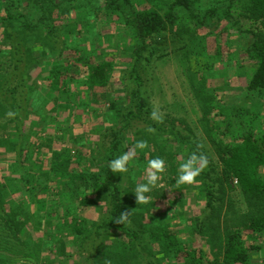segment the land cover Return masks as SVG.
Wrapping results in <instances>:
<instances>
[{
  "label": "trees",
  "instance_id": "16d2710c",
  "mask_svg": "<svg viewBox=\"0 0 264 264\" xmlns=\"http://www.w3.org/2000/svg\"><path fill=\"white\" fill-rule=\"evenodd\" d=\"M155 1L157 2L154 6L138 10L133 0H0V41L3 45L0 55L6 51L3 50L4 46L8 45L12 48L11 55L13 56L12 67L6 71L7 78L3 86L0 84L2 93L0 94V119L5 118L4 122H0V129L6 130L7 122H9V125H14L15 129H12L18 134L13 140L10 137H0V144L7 146V151L12 154L11 162L17 171L16 183L24 188L26 193L25 198L17 204L9 201L6 197L9 186L7 182L4 183L5 175L1 174L0 264H14L17 258L25 259L32 256L39 258L42 255V248L44 250L48 248L52 252L59 249L57 255L62 258L60 260L61 263L64 261V264L72 258L74 264H108V262L110 264H165L166 260L171 261L172 264H178L175 261L179 257L186 259L182 264H206V258L209 264H251V246L245 244L242 238L243 232L250 230L253 233L252 236L257 233L264 234V177L260 173L264 166V140L254 133V117L260 105L256 107L255 104H252L251 108L247 107L248 113L252 110L254 116L244 121V128L237 125L235 129L231 130V132L237 133L232 136V140L225 142L222 140L218 145L221 171L214 172L212 165L209 164L197 177V183L201 185L199 192L202 194L201 196H205L206 201L200 215L203 220H193L195 225L192 228L207 243L210 255L206 250H202L198 257L197 251L194 249L184 252V241L181 240L175 228L164 221V215L159 211L149 214L148 220L142 216L141 212L134 211L131 200L133 197H129V203L125 189L116 181L117 173H113L108 167L109 162L115 159L121 150L127 151L125 129L131 125L132 121L138 119L149 123L146 127L151 126L155 132H149L146 129L143 133L140 131L135 134L137 138L133 139L134 144L137 141L145 140L149 145L148 148L140 149V156H138L136 164L139 165L138 161H142L141 168L144 169L150 159L164 158L168 172L162 174V178L168 182L171 173L175 174L172 183L174 188H176L174 183L178 175L179 164L186 160L192 152L197 151L196 146L189 140L190 138L180 140L177 128L168 129L170 126L164 122L156 123L149 118L151 110L147 97L148 89L144 78L137 70L132 69L128 75L124 103L119 105L114 100L111 104L114 111L111 109L110 111L114 113L112 114L113 122L106 129V133L111 137L107 146V155L103 158L98 169L86 170L82 177H87V172H90L94 184L90 186V191L86 188L83 190V194L78 193L77 195L79 200L76 205L78 206L100 207L105 205L107 215L103 220L95 222L88 217H80L76 213L75 206H70V204L75 205L74 198L67 201L70 204L61 206L48 204L47 197L52 187L49 180L54 179V176L50 170L44 173L45 176L39 175L38 168L40 166L35 160L34 152L26 149L29 134L25 132L24 122L17 116V109L25 111L29 106L36 107V103L39 107V101L35 99L33 105L34 100L30 99L29 101L27 96L20 97L17 91L13 92V102L9 98L10 85L19 76L17 70L20 67L22 56L27 55L28 57L29 53L23 50L24 45L21 38L22 40L24 38L37 40L41 36L55 37L61 31L64 39L72 38V42L75 44L74 48L81 57L83 49L74 40L76 32L78 34L80 29H85L90 21L96 22L97 18L101 19L104 15L114 13L120 19L125 20L131 27L134 36L142 41L137 50L139 51L145 47L144 43L148 38L165 32L168 27L177 25L183 12L199 22H203L207 16H216L221 12L223 17L236 27L240 35L248 39L245 53L255 66L247 85L249 91L260 93L264 90V0H239L243 15L248 18L250 23H258L256 30L243 27L238 19L233 20L229 7L224 5H217L206 11H201L203 7L197 6L198 0H172L169 5L167 3L168 8L161 11L158 7L160 0ZM72 12L75 16H72V19H69L67 23H56V20H63L65 14ZM80 23L84 26H80L79 29L78 24ZM148 55L146 53L144 58L147 59ZM61 60L62 57L59 56L57 62L52 64L48 71L56 74L55 71H62L64 67L69 66L66 61L61 62ZM0 62H4L0 63V68H7L11 65L10 63L6 64V61L0 60ZM110 68L111 66L107 62L87 64L83 71V77L77 80L82 83L83 87L94 91L96 87H107L111 81ZM19 86L20 88L25 87L23 77L20 78ZM66 88L68 90H65ZM70 89L71 86L67 87L65 84L64 88L53 80L47 96L54 93L61 96L69 92ZM14 101H16L15 106H13ZM9 110L15 113L13 118L6 116ZM8 129L6 131L11 134ZM164 131L172 132L176 136L178 147L185 145L188 147L190 150L188 156L179 157V154L173 151L169 140L166 139V142H162L160 137L164 135ZM62 154L67 162L71 150L64 149L62 153L58 154L57 159L62 158ZM54 164L51 169L60 174L61 171L58 169L57 163ZM61 164L63 163L61 162ZM63 169H67V166L63 165ZM129 169L134 175L131 176L130 181L134 182L133 186L137 185L138 178H135L137 177L135 170L131 166ZM64 173H67L66 170ZM67 175L66 178L70 182L72 181L71 183H73V177L76 180L78 176L74 173L63 174V176ZM233 179L237 181L247 210L241 211L235 209L234 206L232 209L233 200L229 196L227 198L229 210L225 212L224 220L220 221V214L226 199L225 189L232 188L231 181ZM66 185L67 183L64 186L66 187ZM79 186L82 184L79 183L76 186L69 184V189L75 188L74 190H76ZM149 194L152 198L154 197L150 203L138 204L143 208L146 207L143 213H147V209L151 208L160 210L155 202L157 198L165 197L167 192L163 186V188L152 190ZM126 209L131 211L129 217L131 222L115 223L120 212ZM56 214L57 218L54 219ZM42 223V233H45V237H42V244L32 242L33 232L40 231ZM223 224L228 225L222 228ZM108 232L114 235V241L105 245L104 241ZM24 235L25 238H23ZM44 255L48 256L45 253ZM46 264H55V261L49 259Z\"/></svg>",
  "mask_w": 264,
  "mask_h": 264
},
{
  "label": "rangeland",
  "instance_id": "374dc122",
  "mask_svg": "<svg viewBox=\"0 0 264 264\" xmlns=\"http://www.w3.org/2000/svg\"><path fill=\"white\" fill-rule=\"evenodd\" d=\"M171 1L160 0L159 9L164 11ZM198 1L197 6L203 7L201 11L224 5L229 7L233 20H240L243 27L255 30L258 28V23H250L243 15L239 0ZM133 2L136 9L143 10L154 6L157 1L133 0ZM72 16H75L74 12L67 13L63 16V20L58 19L56 23L65 24L72 19ZM178 24L168 27L161 34L151 36L145 41V47L137 51L142 41L134 36L125 20L120 19L114 13L104 15L101 19L97 18L96 22L90 21L85 29H80V26H84L80 23L78 24L80 32L78 34L76 32L74 40L83 49L81 57L74 48L72 38L64 39L61 31L55 37L41 36L37 40L28 38L22 40L21 38L24 45L23 50L29 53L28 57L27 55L22 56L20 67L17 70L19 76L10 85L9 98L13 102V92L17 91L20 97L27 96L29 101L34 100L33 105L35 99L39 101V107L36 103V107L29 106L25 111L17 109V116L24 122L25 132L29 134L26 149L34 152L35 160L40 166L39 175L45 176L44 173L50 170L54 176V179L49 180L52 187L47 197L48 204L61 206L74 198L75 205L69 204L72 207L75 206L76 213L80 217H88L95 222L106 217L105 205L100 207L78 206L76 205L79 200L77 195L78 193L83 194L86 188L90 191V186L94 184L91 173L87 172L88 176L82 177L86 170L98 169L107 155V146L111 137L106 133V129L112 124L114 113L110 111V109L114 111L111 104L114 100L119 105L124 103L126 81L132 69L137 70L145 80L150 110L152 111L153 106H157L164 113V123L170 126L168 129H178L179 134L177 135L180 140L190 138L189 140L196 148L197 142H202L204 145L202 151L207 154L214 172L221 171L218 145L222 140L223 142L232 140V136L237 133L231 130L237 125L244 128V121L254 116L252 110L249 109V113L246 110L247 107L251 108L252 104L256 107L260 105L254 117V133L264 140V90L260 93H252L247 86L255 68L253 61L245 53L248 39L240 35L236 27L232 26L221 12L216 16L205 17L203 22L190 18L187 13L183 12ZM52 25H54L53 22ZM2 47L0 41V49ZM3 50L6 51L1 53L0 60L11 65L7 67L8 69L0 68L2 86L7 78L6 71L12 67L13 57L12 48L8 45H5ZM146 53L149 54L147 59L144 58ZM59 56L62 57L61 62L66 61L69 66L64 67L62 71H55L56 74L50 73L48 69L57 62ZM101 62H107L111 66L110 84L107 87H96L95 91L83 87L77 79L83 77L85 66ZM21 77L24 78V88L19 86ZM53 80L57 85L65 88L67 84V87L71 86V89L61 96L55 93L47 96ZM0 94H2L1 91ZM15 105L16 101L13 106ZM4 121L5 118L0 119V122ZM148 124L139 119L131 122V125L125 129V141L128 145L126 147L135 145L133 142V139L137 138L135 134L140 131L143 133L148 129L146 127ZM12 125L7 122L9 128L7 129L11 134L6 131L7 129L4 131L0 129L1 138L15 139L18 134L12 129H15L14 125L11 127ZM175 137L172 132L164 131L160 139L162 142L169 140L173 151L177 152L179 157L188 156L190 151L188 147L186 145L178 147ZM67 148L71 150L68 161L65 162L63 154L62 158L57 159L58 154ZM7 150V146L0 144V176L5 175L4 183L7 182L9 186L6 197L17 204L25 198L26 193L24 188L16 183L17 171ZM124 152V149L121 150L119 155ZM139 153L140 149H137V156L130 162V166L137 175L136 182L142 183L146 182L144 176L147 167L141 168L142 161H138L139 165L136 164ZM54 163H57L60 174L51 169ZM63 165H66L67 169H63ZM65 170L67 173H64ZM260 171L264 177V166ZM167 172L168 169L165 174ZM68 173L78 175L76 180L73 177V183L66 178L68 175L63 176ZM131 176L134 175L129 169L127 173H117L116 181L125 189L129 203V197H133L131 199L132 209L141 212L147 220L149 214L159 211L164 215V221L174 227L181 240L184 241V252L194 249L198 257L202 250H206L210 255L209 246L192 228L195 225L193 220H203L200 215L204 210L206 200L205 196H201L199 192L201 185L196 183L177 187L174 183L176 186L174 188L172 183L175 174L171 173L168 182L164 178L158 181V185H163L167 192L165 197L157 198L155 202L160 210L151 208L147 209V213H143L146 207L143 208L135 203L136 184L133 186L134 182L130 181ZM65 183H67L66 187ZM79 183L82 186L76 190L75 188L69 189V184L76 186ZM231 186L232 188L225 189L226 199L220 214V221L224 220L225 212L229 210L227 199L229 196L233 200L232 209L234 206L235 209L241 211L247 210L245 199L235 179L231 181ZM158 188L163 187L158 186L154 189ZM227 225L223 224L222 228ZM42 227L43 223L40 231L33 232L32 242L42 244V237H45ZM252 234L250 230H245L242 235L245 244L251 246V264H264V234L257 233L253 236ZM25 237L24 235L23 238ZM113 241L114 235L108 232L104 241L105 245ZM58 250L52 252L48 248L45 250L42 248V255L39 258L38 256L17 258L14 264H46L49 259L54 260L55 264H64V261L61 263V257L57 255ZM183 258L179 257L175 262L182 264L186 261ZM205 260L206 264H209L207 258ZM170 262L166 260L165 264ZM65 264H74V259H70Z\"/></svg>",
  "mask_w": 264,
  "mask_h": 264
},
{
  "label": "clouds",
  "instance_id": "9594fccd",
  "mask_svg": "<svg viewBox=\"0 0 264 264\" xmlns=\"http://www.w3.org/2000/svg\"><path fill=\"white\" fill-rule=\"evenodd\" d=\"M6 116L8 118H13L15 113L9 110ZM149 118L156 123H163L164 113L161 112L157 106H153ZM147 130L149 132H155V129L151 126H149ZM148 147L147 141H137L134 146L128 147L127 151L122 155L111 160L108 164L109 169L113 173H127L129 171L130 162L137 156V149L142 150ZM203 147L204 145L202 142H197V151L192 152L186 160H183L179 164L178 175L175 181L177 187L180 185H195L197 183V177L208 167L209 158L207 154L202 151ZM166 170L167 164L164 158L156 157L148 161L144 176L146 182L138 183L134 189L136 204H148L151 202L152 197L147 194L151 193L152 190L158 186L163 187V185H158V181L162 179V174H164ZM130 215L131 211L128 209L120 212L119 216L115 219V223H130ZM108 264H110V262H108Z\"/></svg>",
  "mask_w": 264,
  "mask_h": 264
},
{
  "label": "crops",
  "instance_id": "0c3cea01",
  "mask_svg": "<svg viewBox=\"0 0 264 264\" xmlns=\"http://www.w3.org/2000/svg\"><path fill=\"white\" fill-rule=\"evenodd\" d=\"M12 157V154L10 153V158Z\"/></svg>",
  "mask_w": 264,
  "mask_h": 264
},
{
  "label": "built area",
  "instance_id": "2783aa9c",
  "mask_svg": "<svg viewBox=\"0 0 264 264\" xmlns=\"http://www.w3.org/2000/svg\"><path fill=\"white\" fill-rule=\"evenodd\" d=\"M236 181V180H235ZM237 182V181H236Z\"/></svg>",
  "mask_w": 264,
  "mask_h": 264
}]
</instances>
